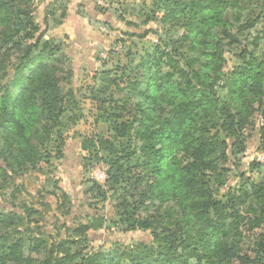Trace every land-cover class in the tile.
Wrapping results in <instances>:
<instances>
[{"label": "trees", "instance_id": "1", "mask_svg": "<svg viewBox=\"0 0 264 264\" xmlns=\"http://www.w3.org/2000/svg\"><path fill=\"white\" fill-rule=\"evenodd\" d=\"M249 2L255 12L243 27L260 25L254 38V47H258L264 41V0ZM237 3L167 1L164 20L183 21L188 32L205 30L204 39H200L204 50L193 45L194 54L183 57L181 64L176 55L157 44L136 66L120 69V75L105 72L92 90L101 116L115 127L113 139L111 135H97L88 141L92 156L101 161L100 152L105 153L108 182L116 188L114 197L121 183H134L137 197L133 203L124 201L126 210L121 220L128 230L152 231V240L139 241L128 249H100L87 256L68 246L75 240H61L51 246L47 261L41 264H264V231L255 236L250 253L241 249L246 228L264 229V177L258 182L243 179L241 188L230 191L226 201L214 199L211 188L210 173L222 177L218 170L227 171L223 162L230 156L240 160L247 148L245 131L254 107H264V60L244 50L236 64L224 72L222 55L209 52L214 47L205 40H213L215 29L225 24L224 11L237 7ZM1 8L8 20L18 21V27H33L31 20H24L30 16L25 8L15 7L12 12L9 3L1 4ZM236 17L241 20V12ZM56 51L38 39L27 44L17 62L0 66L4 69L0 70V191L12 183L9 170L24 172L38 163L41 152L52 144L53 135L63 145L64 132L76 120L68 115L70 108L63 101L70 103L58 92L44 62ZM197 65L199 70L194 68ZM109 85L121 87V105H109ZM223 89L229 94L228 100L220 93ZM36 120L43 134L35 142L30 132ZM262 132L264 150V129ZM135 140L138 142L133 145ZM258 168L264 170V164L252 166L253 170ZM142 169L145 176L140 173ZM172 197L177 201L166 210L167 219L157 216L159 207H155V215L138 216L148 202L157 199L163 204ZM23 210L30 219L38 213L28 205ZM162 218L166 225L160 222ZM23 223L24 218L15 210L0 213V264H25L22 250L26 241L32 248H47L43 233L28 236L21 229ZM104 227L105 217L95 209L79 228L97 232Z\"/></svg>", "mask_w": 264, "mask_h": 264}, {"label": "rangeland", "instance_id": "2", "mask_svg": "<svg viewBox=\"0 0 264 264\" xmlns=\"http://www.w3.org/2000/svg\"><path fill=\"white\" fill-rule=\"evenodd\" d=\"M167 1L170 0H0V5L9 3L12 12L15 7L28 10L30 16H25L24 20H31L33 25L28 29L24 25L20 28L15 18L8 20L5 9H0V66L17 62L27 44L38 39L56 48V55L44 62L55 78L58 92L70 103L68 105L63 101L70 108L68 115L76 117L63 134V145L53 135L52 144L41 152L38 163L24 172L9 170L12 183L0 191V213L19 212L24 218L21 229L28 236L43 233L48 242L47 248L35 249L30 241H26L22 250L25 264L47 261L51 246L61 240H75V244L68 246L82 256L100 249H128L139 241L152 240V231H131L122 223L121 214L126 210L124 201L133 203L137 197L134 183H121L117 188L118 195L114 197L116 188L108 182L109 165L104 161L105 153L100 152L101 161L94 160L93 148L88 141L97 135L115 137V127L103 119L100 106L92 100V90L105 72L120 75L123 73L120 69L136 66L157 44L176 55L181 64L184 63L183 57L189 58L194 54L193 45L198 46L200 51L204 50L200 39H204L205 30L204 33H200V29L188 32L185 22L164 20ZM235 1L238 2L237 7L230 6L224 11L225 24L215 29L213 40L205 39L214 47L209 52L222 55L224 72L236 64L244 50L252 51L264 60V41L254 47L260 25L243 27L255 9L249 0ZM237 12H241V20L236 17ZM14 42L21 46L16 47ZM194 68L199 70L200 67L197 65ZM220 93L224 99H229L227 90H220ZM106 96L111 106L123 103L120 86L109 85ZM254 108L245 131L247 148L240 155V160L230 156L228 161L223 162L227 171L218 170L222 177L210 173L212 194L216 200L226 201L230 191L241 188L243 179L258 182L264 177L263 168L252 169L256 163L264 164L261 146L264 107L256 104ZM136 113L134 111L133 116ZM128 118L131 120L130 116ZM134 127L138 128L139 124ZM42 134L36 120L30 137L36 142ZM137 142L135 140L133 145ZM0 145L2 150V143ZM140 171L142 176L146 175L143 169ZM172 198L163 204H158L157 199L148 202L147 206L140 208L138 216L146 218L155 215L154 209L159 207L157 216L160 214L167 219L166 210L177 201ZM25 205L38 213L31 219L26 217ZM95 209H99L105 217L104 229L97 232L80 230L87 214ZM165 219H160L163 225H166ZM262 231L263 227L244 230L243 253L251 252L255 236Z\"/></svg>", "mask_w": 264, "mask_h": 264}]
</instances>
